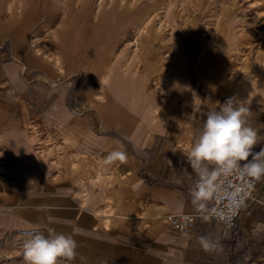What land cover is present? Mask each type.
Masks as SVG:
<instances>
[{"label":"crops","instance_id":"crops-1","mask_svg":"<svg viewBox=\"0 0 264 264\" xmlns=\"http://www.w3.org/2000/svg\"><path fill=\"white\" fill-rule=\"evenodd\" d=\"M69 1L0 0L1 99L14 101L0 114L16 124L3 129L27 133L32 126L45 142L37 183L24 191L5 186L7 207L45 235L70 234L77 249L74 259H62L68 264H264V178L226 231L192 204L198 177L185 157L208 112L232 97L250 109L247 121L258 132L253 151L264 148V59L247 66L232 60L225 25L220 34L213 30L202 62L201 50L182 43L198 53L194 61L186 56L187 74L175 76L181 44L169 43L158 22L151 28L159 34L148 29L136 41L130 19L119 35L116 15L108 22L114 34L87 59L69 27ZM98 19H87L89 30ZM252 41L243 38L236 48L245 51ZM117 150L126 159L105 163ZM184 213L197 216L190 235L167 220ZM205 235L223 250L205 252Z\"/></svg>","mask_w":264,"mask_h":264},{"label":"rangeland","instance_id":"rangeland-1","mask_svg":"<svg viewBox=\"0 0 264 264\" xmlns=\"http://www.w3.org/2000/svg\"><path fill=\"white\" fill-rule=\"evenodd\" d=\"M104 1L106 4H103ZM82 2L85 3L83 4ZM100 2H102V6L104 7L100 6ZM111 6L112 8H110ZM91 7L94 8L91 10ZM99 9H102V12ZM104 9L107 10V13ZM259 10H261V14L258 13ZM67 11L71 18L69 19V27L75 29L74 32L77 33L76 38L81 37V39L83 38V41H85L84 43L81 40L80 45L82 49L87 51V59H89L88 56L92 55L89 50H93V46L96 45L97 48L102 43H105L106 38L114 34V26L109 28V21H107L109 17L113 20L114 14L117 16L115 26L117 33H125L123 29L127 27L126 24H129L131 17H133V24L130 27H134L133 32L135 35L144 34L145 31H143V28L146 29L147 27L149 30L157 33L158 31L153 30L151 25L154 22H158L163 26L162 28L167 30L166 35L167 38H169L167 39L168 42L170 41L169 43L177 42L181 44L182 52L180 54V61L182 67L176 69L175 76H185L187 70H189H184L186 56L194 61V55L198 53L192 52V50L188 51L186 44L194 48L197 47L196 49L204 52L202 54L200 51L198 54L199 62H202L210 57L208 53L210 46L208 45L213 42L211 41V38L214 36L213 30L220 29V34V32H222V26L224 27L225 25L229 28L230 32L227 38L229 39V49L231 51L232 60L234 59L239 62L244 61L247 66V64L249 65V63L254 62L256 59H264V52L262 51V43H264V0H70ZM156 11L159 12L157 13ZM153 13L154 15L149 17V15ZM155 14L158 17L155 16ZM97 15L100 19H98L96 25H94L95 28L92 26L93 28L91 27L89 30L87 27V19L90 18V16L97 17ZM127 17H130V19L126 20ZM227 17H229V20H227ZM83 18H85V20H83ZM159 18L160 20L158 21ZM143 22H147L146 26L136 31ZM220 22H222V24ZM150 23L152 24L149 25ZM239 36L242 38L238 41V38H240ZM91 37L92 42L90 39ZM181 37L184 42H181ZM251 37H254L255 41H252L245 51H240L236 48V44L239 45L243 38L246 39ZM223 39L224 36L219 35L220 43ZM135 43L136 41L133 40V44H131L133 48L138 47L137 43ZM96 50L99 51L100 48ZM214 59H216V57H214ZM245 70L252 72L249 74L250 77L254 76L253 69L251 68H235L237 72ZM0 89H2V85H0ZM10 93H12L11 90ZM0 96V112L3 109L14 108V105H12V103H14L13 99L10 102L3 101V99H1V91ZM7 126L13 127L16 126V124L9 122L5 119V115L0 114V264H25L23 258V243L26 235L33 227L23 219L24 216L22 217V214L17 212L15 208L9 209L7 207L10 206L5 199L7 195L3 196L2 191L5 186L14 188V185L19 190L24 191V187L27 188L37 183L36 176L39 174L37 165L40 159L44 160L45 142L38 138L32 126L31 131L27 133L3 129V127ZM17 197L19 198L20 196ZM62 264L68 263L62 261Z\"/></svg>","mask_w":264,"mask_h":264},{"label":"clouds","instance_id":"clouds-1","mask_svg":"<svg viewBox=\"0 0 264 264\" xmlns=\"http://www.w3.org/2000/svg\"><path fill=\"white\" fill-rule=\"evenodd\" d=\"M259 103H264V99ZM243 104L232 97L219 110L208 112L201 133L185 154L198 177L192 191V204L205 221L215 218L230 226L232 216L244 206L245 188L233 185L228 178H264V148L253 151L258 144V132L249 125L250 109ZM125 159L126 154L117 150L105 157V163ZM213 200H217V206L209 208ZM221 203L223 209L219 206ZM182 219L188 221L190 217ZM199 243L205 252L223 250L218 240L206 235L199 237ZM76 249L77 243L70 234L48 229L45 235L34 227L24 239L23 258L25 264H62V259H74Z\"/></svg>","mask_w":264,"mask_h":264},{"label":"built area","instance_id":"built-area-1","mask_svg":"<svg viewBox=\"0 0 264 264\" xmlns=\"http://www.w3.org/2000/svg\"><path fill=\"white\" fill-rule=\"evenodd\" d=\"M228 180L233 184V185H241L245 188V191L247 193L246 195V199L244 202V206L241 207L237 212H235V214L232 216L231 220H230V226L228 223L222 222L218 219H211L208 220L209 221H214L219 223L222 228L226 231L228 230H232L234 227H236L238 221L240 220L245 208L247 207L248 203L250 200L254 199V197L256 196L257 193V181L251 178H248L246 180L241 179L239 177H230L228 178ZM227 183V182H226ZM221 200H223V197H220ZM217 206V200H213L212 201V205L210 208L212 207H216ZM220 208L223 209L224 205L223 203H221ZM184 216H188L190 217V220L188 221H184L182 219V217ZM196 219L197 216L193 215V214H189V213H184V214H176V215H169L167 217V220L169 222V224L179 233L184 234V235H190L195 227L196 224Z\"/></svg>","mask_w":264,"mask_h":264},{"label":"bare ground","instance_id":"bare-ground-1","mask_svg":"<svg viewBox=\"0 0 264 264\" xmlns=\"http://www.w3.org/2000/svg\"><path fill=\"white\" fill-rule=\"evenodd\" d=\"M101 1V0H100ZM90 2V1H89ZM83 4L85 3V2H82ZM91 3V2H90ZM105 3V1L103 2V4ZM77 4H78V2H77ZM100 6L101 7H104V6H102V2H100ZM106 4V3H105ZM87 5H88V3H87ZM77 6V5H76ZM79 6V5H78ZM85 6V5H84ZM90 6V5H89ZM99 6V5H98ZM114 7V6H113ZM135 7V6H134ZM78 8V7H77ZM86 8V7H85ZM94 8V7H93ZM92 7H91V10L93 9ZM110 8H112V6L110 7ZM133 8V7H132ZM159 8V7H158ZM160 8H162V7H160ZM70 9V8H69ZM90 9V8H89ZM138 9V8H137ZM141 9V8H140ZM143 9V8H142ZM100 10V9H99ZM102 10V9H101ZM100 10V11H101ZM105 10V9H104ZM135 10V9H134ZM107 10H105V12H106ZM112 11V10H111ZM110 11V12H111ZM161 11V10H160ZM68 12V11H67ZM75 12V11H74ZM84 12V11H83ZM102 12V11H101ZM113 12V11H112ZM157 13L159 12V11H156ZM71 13V12H70ZM93 13V12H92ZM107 13V12H106ZM131 13V12H130ZM133 13H135V12H133ZM156 13V14H157ZM155 14V16H157V15H159V14H157L156 15ZM83 15V14H82ZM81 15V16H82ZM92 15V14H91ZM101 15V14H100ZM103 15H105V14H103ZM114 15H116V14H114ZM154 15V13L153 14H151V15H149V17H152ZM222 15V14H221ZM74 16V15H73ZM103 17V16H102ZM114 17V16H113ZM131 17V16H130ZM158 17V16H157ZM221 17V16H220ZM81 18V17H80ZM79 18V19H80ZM225 18V17H224ZM71 19V18H70ZM107 19V18H106ZM128 19H130V18H128ZM132 19H134V18H131V20ZM221 19V18H220ZM150 20V19H149ZM222 20V19H221ZM80 21V20H79ZM107 21H109V20H107ZM133 21V20H132ZM135 21V20H134ZM144 21V20H143ZM154 21V20H153ZM78 22V21H77ZM83 22V21H82ZM218 22H219V20H218ZM84 23V22H83ZM146 23L147 22H143V23H141L140 24V26L137 28V30L136 31H139L140 29H142L143 28V26H146ZM148 23H149V21H148ZM221 24H222V22H220ZM85 24H86V22H85ZM105 24V23H104ZM152 23H150L149 25H151ZM218 24V23H217ZM81 25V24H80ZM106 26V25H105ZM122 26V25H121ZM74 27V26H73ZM100 27V26H99ZM104 27V26H103ZM95 28V27H94ZM134 28V27H133ZM224 28H225V26H224ZM147 30H148V27L145 29V28H143V31H145L146 33H147ZM80 31V30H79ZM142 31V32H143ZM222 31H223V29H222ZM86 32V31H85ZM84 32V33H85ZM203 32H205V31H203ZM83 33V32H82ZM95 33V32H94ZM103 33V32H102ZM109 33V32H108ZM119 33V32H118ZM131 33V32H130ZM134 33V32H133ZM138 33V32H137ZM156 33V32H155ZM158 33V32H157ZM222 33V32H221ZM90 34V33H89ZM93 34V33H92ZM120 34V33H119ZM132 34V33H131ZM135 34V33H134ZM141 34V33H140ZM149 34V33H148ZM153 34V33H152ZM76 35V34H75ZM187 35V34H186ZM140 36H142V35H140ZM146 36V35H145ZM148 36V35H147ZM185 36V35H184ZM204 36V35H203ZM206 36V35H205ZM73 37V36H72ZM86 37V36H85ZM90 37V36H89ZM138 37H139V35H137V37H136V41H137V39H138ZM196 37V36H195ZM74 38V37H73ZM78 38V37H77ZM80 38V42H81V37H79ZM139 38H141V37H139ZM149 38V37H148ZM196 38H198V37H196ZM83 39V38H82ZM91 39V42H92V37L90 38ZM152 39V38H151ZM156 39V38H155ZM96 40V39H95ZM221 40V39H220ZM219 40V41H220ZM73 41V40H72ZM78 41V40H77ZM135 41V40H134ZM139 41V40H138ZM194 41V40H193ZM70 42V41H69ZM68 42V43H69ZM76 42V41H75ZM84 42V41H83ZM94 42V41H93ZM140 42V41H139ZM144 42V41H143ZM67 43V42H66ZM72 43V42H71ZM141 43H142V41H141ZM145 43V42H144ZM149 43V42H148ZM148 43H147V46L146 47H148ZM152 43V42H151ZM78 44V43H77ZM90 44V43H89ZM92 44V43H91ZM94 44H96V43H94ZM143 44V43H142ZM150 44V43H149ZM139 45H140V43H139ZM139 45H138V47H139ZM144 45V44H143ZM189 45V44H188ZM69 46V45H68ZM83 46H84V44H83ZM152 46V45H151ZM209 46V45H208ZM91 47V46H90ZM140 47H142V46H140ZM144 48H145V46H143ZM192 47V46H191ZM70 48V47H69ZM196 48V47H195ZM192 49H193V47H192ZM204 49H205V47H204ZM203 50V49H202ZM69 51V50H68ZM74 51H75V49H74ZM90 51V50H89ZM204 51V50H203ZM77 53H78V51H76ZM87 52V51H86ZM89 53V52H88ZM201 53L203 54L204 52H202L201 51ZM85 55V54H84ZM87 55V54H86ZM71 57V56H70ZM86 57V56H85ZM92 57V56H91ZM201 57H202V55H201ZM207 57V56H206ZM93 60V59H92ZM34 130V132H35V129H33ZM34 135H35V133H34Z\"/></svg>","mask_w":264,"mask_h":264},{"label":"trees","instance_id":"trees-1","mask_svg":"<svg viewBox=\"0 0 264 264\" xmlns=\"http://www.w3.org/2000/svg\"><path fill=\"white\" fill-rule=\"evenodd\" d=\"M237 263H242V262H240V260L238 259V260H237Z\"/></svg>","mask_w":264,"mask_h":264}]
</instances>
